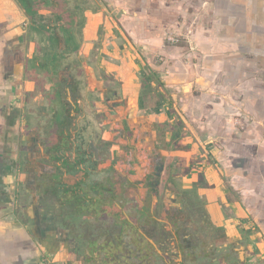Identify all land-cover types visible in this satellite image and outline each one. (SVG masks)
<instances>
[{"label":"crops","instance_id":"obj_1","mask_svg":"<svg viewBox=\"0 0 264 264\" xmlns=\"http://www.w3.org/2000/svg\"><path fill=\"white\" fill-rule=\"evenodd\" d=\"M104 1L103 8L79 11L77 76L87 81L89 71L82 58L92 46L81 40V32L87 39L88 32L96 31L95 22L96 27L108 25L110 33L117 26L128 45L125 41L117 48L111 41L105 53L114 61L98 56L99 65L90 73L95 76L100 69L119 81V87L112 89L116 85L102 79L86 83L85 89L78 88V100L88 99L97 112L110 108L109 122L125 120L131 158L135 154L139 158L138 172L146 187L154 181L149 175H154L162 193L171 197L177 198L176 186L189 188L232 234L233 222L239 221L246 230L254 227L252 238L262 237L255 247L264 252V0ZM0 11V101L9 116L14 82L31 91L33 106L42 103L43 93L39 78L23 77L24 72L16 69L23 64L14 41L21 33L16 4L0 0ZM105 12L109 19H104ZM113 12L118 13L116 20ZM167 35L185 44L166 45ZM89 37L94 43L96 32ZM133 44L142 47L140 53L132 52ZM68 67L59 74L69 76ZM245 75L252 76L250 82H243ZM64 90L69 99V89ZM108 90L111 96L118 90V96L106 103L102 98ZM236 121L246 126L241 137ZM240 140L245 142L240 145ZM10 143L0 134V171L10 166ZM13 187L12 178L0 174V264H42L44 245L53 233L36 209H28L24 202L12 205ZM28 214L36 219L33 227Z\"/></svg>","mask_w":264,"mask_h":264},{"label":"flooded vegetation","instance_id":"obj_2","mask_svg":"<svg viewBox=\"0 0 264 264\" xmlns=\"http://www.w3.org/2000/svg\"><path fill=\"white\" fill-rule=\"evenodd\" d=\"M12 1L24 16L16 57L23 77L40 79L43 98L33 106L31 91L14 82L13 113L0 101V134L11 140V163L0 174L13 180L12 205L24 202L47 219L53 234L42 264H264L252 230L236 220L232 234L189 188L176 186L171 197L154 175L146 187L125 120L109 122L110 108L97 112L78 100L87 83L77 76L81 9L71 0H39L30 13ZM68 65L69 76L60 75ZM35 220L28 214L29 226Z\"/></svg>","mask_w":264,"mask_h":264},{"label":"rangeland","instance_id":"obj_3","mask_svg":"<svg viewBox=\"0 0 264 264\" xmlns=\"http://www.w3.org/2000/svg\"><path fill=\"white\" fill-rule=\"evenodd\" d=\"M97 2V3H96ZM96 2H95V0H71V4L73 5H75V7H79L80 9H81V11L83 10L84 11V9H89V8H96V9H98L100 6L103 8V7H105V4H106V2L104 1V0H96ZM21 9V8H20ZM99 11H101V10H99ZM106 13V12H105ZM0 15H1V11H0ZM113 17L112 18H114V20H116V18L118 17V13H116V15H115V12H113L112 14H111ZM20 16H21V21H20V23H18V24H21V22H22V20L24 19V16H23V14H22V12H20ZM109 16H110V13L108 12V14L106 13V15H104V19H105V17H108L107 19H109ZM1 17V16H0ZM92 22H94V20L92 21ZM95 24H96V22H95ZM95 24H93V26H95V28H96V31H92L91 33L90 32H88V34H86V36H88L87 37V39H84V37H83V35H82V32H81V40H85V44L86 45H88V41H89V43L92 45L91 47H90V50H87V52L88 53H86V54H84V57L82 58L83 60H84V63H83V66L85 67V68H87V71H89V73H88V79H87V83H92V85H94V83H98V82H100L99 80L100 79H102V80H104V82L105 83H107V82H109V81H112L113 83H110V84H114V85H116V87H114V86H111L112 87V89H118L117 87H119L118 85H119V81H116V79L113 77V79H115V80H113L112 79V77H111V75H106L105 73L103 74L102 73V70H100V69H98L94 74H95V76H93L90 72H92V69H93V67H95V66H98L99 65V63H97L96 64V57H103L104 58V61H106V62H112V61H114V59L113 58H111L110 56L108 57V55L105 53V49L106 50H108L109 48H111V41H115L116 43H117V48H122L123 47V44H122V42L123 43H125V39L120 35V30L118 29V28H116V27H114V29H113V31H111V33H110V31H109V29H108V25H104V24H101L99 27H96V25ZM119 25V24H118ZM78 27V26H77ZM119 27V26H118ZM75 31H76V34L77 35H79L80 36V30L79 29H75ZM96 32V40H94V43H92L91 42V40H90V34H94ZM18 34V33H17ZM116 35V36H115ZM116 38H115V37ZM168 36V35H167ZM167 36L165 37V41H164V43L166 44V45H171V44H178V45H184L185 43H183L184 41L182 40V39H180V38H178L177 37V41L176 42H171V41H169L168 39H167ZM16 43L17 42H19V36H15V40H14ZM126 44L128 45V42L126 41ZM86 49H87V47H86ZM94 49H96V50H94ZM141 50H142V47H140L139 45H135V44H133V48H132V52L134 53V54H136V51H138V53H140L141 52ZM120 55H122V52H120ZM145 60V59H144ZM155 60H156V62H160V60L158 59V57L157 58H155ZM257 60V59H256ZM47 61V60H46ZM135 61H136V63H137V61H138V58H136L135 59ZM140 65H142V62H140ZM91 67V68H90ZM247 67V66H246ZM42 68H43V66H42ZM17 70H21L22 71V67H18V68H16ZM15 69V70H16ZM94 70V69H93ZM246 71H248V68H247V70ZM252 72V71H251ZM137 76H138V73H137ZM95 77V78H94ZM258 77H261V75L260 76H258ZM249 78H252V76H249V75H245L244 76V78H243V82H250V79ZM81 81H82V76H81ZM118 90H116L114 93H113V95L111 96V93H110V90H108V92H107V96L104 98H102L103 100L105 99V101H106V103H108V102H110V98H116V96H118ZM263 102H264V100H263ZM101 103H104V101H100L99 100V104L102 106V104ZM101 106H99V107H101ZM103 107V106H102ZM237 120V119H236ZM235 126H237V132H238V136H240L241 137V134L239 133V132H241V131H243L244 129H246V126H245V124L243 125V127H242V123L240 122V121H236V123H235ZM255 130V129H254ZM253 130V131H254ZM263 131H264V127H263ZM262 135H264V132H263V134ZM243 138V137H242ZM239 142V144L241 145V143L243 144L245 141L244 140H240V141H238ZM246 146V145H245ZM251 146H253V145H251ZM247 147H250V145H247ZM241 148V150H242V152L243 153H245L246 151L244 150V149H242V146L240 147ZM242 152H241V155H243L242 154ZM158 156V155H157ZM229 212H230V210H228ZM245 219L243 218V221H244ZM247 222V221H246ZM251 227L253 226V225H250ZM251 230H253L254 231V227H252V228H250ZM255 230H257V229H255ZM264 237V236H263ZM260 238H262L260 235H258L257 236V238L255 239L256 241L258 240V239H260Z\"/></svg>","mask_w":264,"mask_h":264},{"label":"trees","instance_id":"obj_4","mask_svg":"<svg viewBox=\"0 0 264 264\" xmlns=\"http://www.w3.org/2000/svg\"><path fill=\"white\" fill-rule=\"evenodd\" d=\"M22 4V6H24L26 8V10H28L30 13H32V11H34V8L38 5V6H42L43 4L39 3V0H19Z\"/></svg>","mask_w":264,"mask_h":264},{"label":"built area","instance_id":"obj_5","mask_svg":"<svg viewBox=\"0 0 264 264\" xmlns=\"http://www.w3.org/2000/svg\"><path fill=\"white\" fill-rule=\"evenodd\" d=\"M167 39L171 42H176L178 40L176 36H167Z\"/></svg>","mask_w":264,"mask_h":264},{"label":"clouds","instance_id":"obj_6","mask_svg":"<svg viewBox=\"0 0 264 264\" xmlns=\"http://www.w3.org/2000/svg\"><path fill=\"white\" fill-rule=\"evenodd\" d=\"M6 182L10 183V182H11V180L9 179V180H7Z\"/></svg>","mask_w":264,"mask_h":264}]
</instances>
